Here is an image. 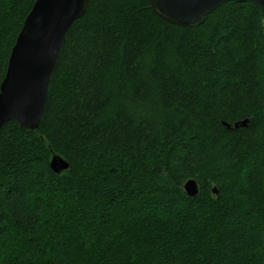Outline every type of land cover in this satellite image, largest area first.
Segmentation results:
<instances>
[{"label": "trees", "instance_id": "1", "mask_svg": "<svg viewBox=\"0 0 264 264\" xmlns=\"http://www.w3.org/2000/svg\"><path fill=\"white\" fill-rule=\"evenodd\" d=\"M34 1L0 0V82ZM0 264H264V9L90 0L38 129H0Z\"/></svg>", "mask_w": 264, "mask_h": 264}, {"label": "water", "instance_id": "2", "mask_svg": "<svg viewBox=\"0 0 264 264\" xmlns=\"http://www.w3.org/2000/svg\"><path fill=\"white\" fill-rule=\"evenodd\" d=\"M89 0H36L11 49L7 71L0 85V128L15 120L27 130L39 127L47 100L48 85L65 35L75 19L83 16ZM161 18L180 26H197L205 15L229 0H149ZM264 9V0H250ZM248 119L233 127L247 126ZM223 125L230 128L229 123ZM50 168L60 173L68 163L52 155ZM188 196H196L194 180L185 184ZM216 192V191H215Z\"/></svg>", "mask_w": 264, "mask_h": 264}, {"label": "bare ground", "instance_id": "3", "mask_svg": "<svg viewBox=\"0 0 264 264\" xmlns=\"http://www.w3.org/2000/svg\"><path fill=\"white\" fill-rule=\"evenodd\" d=\"M35 1H36V0H35ZM35 1H34V3H35ZM89 1H90V0H89ZM89 1H88V2H89ZM147 1H148V3H149L150 6H151L150 1H149V0H147ZM34 3H33V4H34ZM87 5H88V4H87ZM257 5H258V4H257ZM32 6H33V5H32ZM217 7H218V6H217ZM217 7H216V8H217ZM260 7H261V6H260ZM151 8H152V7H151ZM31 9H32V7H31ZM31 9H30V11H31ZM86 9H87V7H86ZM152 10H153V9H152ZM30 11H29V12H30ZM29 12H28V14H29ZM85 12H86V11H85ZM28 14H27V15H28ZM84 14H85V13H84ZM84 14H83V15H84ZM27 15H26V17H27ZM158 16H159V15H158ZM205 16H206V15H205ZM26 17H25V18H26ZM159 17H160V16H159ZM25 18H24V20H25ZM80 18H81V17H80ZM78 19H79V18H78ZM162 19H163V18H162ZM24 20H23L22 26H21V28H20L18 34L21 32V30H22V28H23V26H24ZM76 20H77V19H75V21H76ZM164 20H165V19H164ZM75 21H73V23H74ZM166 21H167V20H166ZM168 22H170V21H168ZM73 23H72V24H73ZM171 23H173V22H171ZM72 24H71V25H72ZM173 24H175V23H173ZM200 24H201V23H200ZM176 25H177V24H176ZM70 27H71V26H70ZM68 30H69V29H68ZM18 34H17V36H18ZM66 34H67V33H66ZM17 36H16V39H17ZM65 36H66V35H65ZM16 39H15V42H14L13 46L11 47V49L14 47V45H15V43H16ZM64 39H65V38H64ZM10 53H11V50H10ZM10 53H9V55H10ZM58 54H59V53H58ZM57 57H58V56H57ZM8 59H9V56H8ZM56 60H57V59H56ZM8 61H9V60H7V65H6L5 73H4V76H3V78H2V80H1V82H0V85H1V83L3 82V79H4V77H5V74H6V71H7V66H8ZM55 64H56V63H55ZM54 67H55V66H54ZM53 69H54V68H53ZM52 71H53V70H52ZM51 74H52V73H51ZM50 78H51V77H50ZM49 82H50V81H49ZM48 87H49V85H48ZM47 95H48V94H47ZM12 120H13V119H12ZM244 120H245V119H244ZM8 121H10V120L5 121V123L8 122ZM13 121H15V120H13ZM240 121H242V120H240ZM15 122H16V121H15ZM235 122H237V121H235ZM5 123H4V124H5ZM16 123H17V122H16ZM17 124H18V123H17ZM233 125H234V122H233ZM18 126H19V125H18ZM19 127H20V126H19ZM20 128H21V127H20ZM0 129H1V128H0ZM37 129H38V128H37ZM37 129H36V130H37ZM26 130H27V129H26ZM52 155H54V154H52ZM52 155H51V157H52ZM55 155H57V154H55ZM58 156H59V155H58ZM60 157H61V156H60ZM61 158H62V157H61ZM64 160H65V159H64ZM50 161H51V158H50V160H49V167H50ZM65 161H66V160H65ZM66 162H67V161H66ZM67 163H68V162H67ZM50 169H51V168H50ZM64 171H65V170H64ZM61 172H63V171H61ZM61 172H60V173H61ZM57 174H59V173H57ZM189 180H194V179H188L187 181H189ZM187 181H186V182H187ZM194 181L196 182V180H194ZM186 182H185L184 185H183V189H184L185 193L187 194V192H186V190H185V184H186ZM196 184H197V187H198V183H197V182H196ZM198 191H199V189H198ZM211 191H212V193H213L214 195H216V194L218 193V190H217V187H216V186H213L212 189H211ZM215 191H216V192H215ZM187 195H188V194H187Z\"/></svg>", "mask_w": 264, "mask_h": 264}]
</instances>
